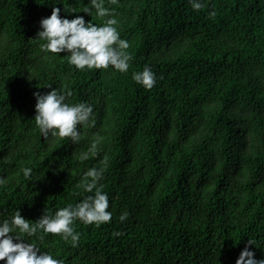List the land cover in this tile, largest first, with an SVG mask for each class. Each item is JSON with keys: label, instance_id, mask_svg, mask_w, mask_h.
I'll use <instances>...</instances> for the list:
<instances>
[{"label": "trees", "instance_id": "obj_1", "mask_svg": "<svg viewBox=\"0 0 264 264\" xmlns=\"http://www.w3.org/2000/svg\"><path fill=\"white\" fill-rule=\"evenodd\" d=\"M54 2L0 0V218L21 208L35 222L83 199L84 173L106 163L110 221L76 220L75 246L28 238L68 264H236L250 237L264 258V0H104L130 42L127 72L42 49ZM86 4L64 0L61 15L106 21ZM145 65L152 88L133 79ZM48 84L95 105L80 141L40 132L34 93Z\"/></svg>", "mask_w": 264, "mask_h": 264}, {"label": "clouds", "instance_id": "obj_2", "mask_svg": "<svg viewBox=\"0 0 264 264\" xmlns=\"http://www.w3.org/2000/svg\"><path fill=\"white\" fill-rule=\"evenodd\" d=\"M61 2L64 3V0L52 3L51 14L41 18V27L37 33L44 41L41 48L53 53L69 52V63L79 69L108 68L111 65L121 72H127L132 60V54L127 51L130 42L121 37L119 21L113 14L115 9L106 7L104 0H88L83 12L92 16L94 8L98 16L106 17L104 23H97L82 14L71 18L61 15ZM190 3L194 9L205 6V0H190ZM64 6L67 11L76 12ZM133 79L146 88H152L158 82L157 73L150 65L135 70ZM48 87L49 91L34 93L37 98L35 120L40 132L45 137H71L73 142L80 141L83 134L81 127L90 121L94 122L95 105L83 100L70 102V92L52 87L51 84ZM102 140L103 137L97 133L89 150L80 154V159H87L90 153H97ZM105 167L106 163L100 167L93 166L84 173L88 178L83 184L87 195L75 203H68L55 211L45 208L35 222L22 214L21 208H17L8 217L0 218V261L3 264H68L66 259L54 255L50 249H43L37 239L42 241L47 233H59L65 240L70 238L75 246L81 236L76 230V220L99 225L112 219L109 194L103 190L104 185L101 183ZM31 173V168L24 169L25 176ZM4 182V178L0 177V184ZM127 215V212L122 213L121 219ZM34 236L37 239L28 238ZM253 244L257 245L255 239L250 237L236 264H264V258H258L255 249L251 247Z\"/></svg>", "mask_w": 264, "mask_h": 264}]
</instances>
